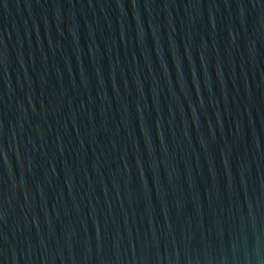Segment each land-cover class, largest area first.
Instances as JSON below:
<instances>
[{"label":"water","instance_id":"obj_1","mask_svg":"<svg viewBox=\"0 0 264 264\" xmlns=\"http://www.w3.org/2000/svg\"><path fill=\"white\" fill-rule=\"evenodd\" d=\"M0 264H264V0H0Z\"/></svg>","mask_w":264,"mask_h":264}]
</instances>
